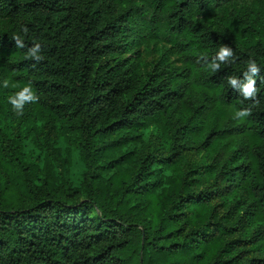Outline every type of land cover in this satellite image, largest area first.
Instances as JSON below:
<instances>
[{
	"label": "trees",
	"instance_id": "obj_1",
	"mask_svg": "<svg viewBox=\"0 0 264 264\" xmlns=\"http://www.w3.org/2000/svg\"><path fill=\"white\" fill-rule=\"evenodd\" d=\"M224 1L0 0V77L18 84L0 89L31 83L40 100L26 129L46 118L75 141L73 151L64 147V171L43 172L25 162V130L0 126V264H238L240 245L226 239L234 226L208 208L214 194L232 200L235 225L257 224L264 252V83L257 78L260 104L236 125L214 122L206 105L217 96L235 111L249 103L226 78L242 79L250 56L264 76V25L211 20ZM21 24L28 46L34 37L43 47L39 64L10 39ZM163 37L192 57L185 68L161 59L142 72L122 57ZM221 44L233 48L235 63L218 73L197 63ZM192 84L202 89L193 100ZM150 125L172 153L138 154ZM199 142L236 149L211 188L198 191L176 170L178 147ZM32 149L43 156L41 145Z\"/></svg>",
	"mask_w": 264,
	"mask_h": 264
},
{
	"label": "rangeland",
	"instance_id": "obj_2",
	"mask_svg": "<svg viewBox=\"0 0 264 264\" xmlns=\"http://www.w3.org/2000/svg\"><path fill=\"white\" fill-rule=\"evenodd\" d=\"M229 15L242 21H248L253 26H263L264 0H225L213 10L209 17L211 20H223L224 17ZM122 57H129L131 60L138 62L142 72H149L161 59H165L173 67L183 69L192 58L189 54L176 53L168 39L164 37L150 43L133 44L123 53ZM1 82L0 77V84ZM16 91H19V89ZM0 93L5 95L3 99L5 105L0 106V126L7 127L13 135L19 134L22 129L25 130L22 141L25 162L35 163L36 168L41 167L43 172L45 169L53 172L64 171L67 167L64 147L73 151L75 141L62 132L59 127L46 123V118L36 122L30 129H26L29 126L30 114L35 112L31 105H26L23 116L17 117L11 105L7 102L10 93H4V89L3 91L0 89ZM201 93L202 89L192 84L186 96L188 99L193 100L199 98ZM206 105H208L209 117L221 126L226 124L236 125L240 122V120L233 119L235 110L226 105L219 96L213 98ZM142 132L143 139L137 145L140 156L147 155L149 152L159 156L172 153V146L169 144L167 136L158 127L146 126ZM170 136H172V133H170ZM34 143L43 147V156H38V152L32 149ZM178 148L176 171L178 174L187 175L193 180L194 188L199 191L206 187L211 188L210 185L214 180L215 172L222 166L227 156L233 153L236 146L231 145L230 149H227L222 145H218L210 150L199 142L195 145L184 144ZM5 153L4 157L6 159L14 161L7 151ZM232 204L230 198L214 194L213 198L209 200L208 208L216 210L219 216L226 217L225 220L228 225L234 226L230 233L226 235V239H235L237 244L240 245L238 251L233 253V255L239 253V257H236L238 264H264V252L259 250L261 246L257 239V224L242 221L239 225H235L239 219V212L236 211L234 214L229 211ZM228 215L230 218L227 219Z\"/></svg>",
	"mask_w": 264,
	"mask_h": 264
},
{
	"label": "clouds",
	"instance_id": "obj_3",
	"mask_svg": "<svg viewBox=\"0 0 264 264\" xmlns=\"http://www.w3.org/2000/svg\"><path fill=\"white\" fill-rule=\"evenodd\" d=\"M29 33L30 29L26 25L21 24L18 30L10 36V39L15 42L17 49H26L24 53L25 60L39 64L45 59L43 47L34 37H32L31 47H29L26 43V38L29 37ZM235 62L233 48L224 44H221L218 51L211 57L206 54H200L197 57V63L212 73L220 72L222 65L230 66ZM261 72L262 70L256 60L250 56L246 61V70L243 72L242 79L235 75H229L226 78L228 86L237 91L242 97L241 103L244 101L249 102L245 107L237 109L234 112L233 119L246 120L253 115V110L259 106L260 100L257 78L259 77L260 82L264 83V76L261 75ZM2 86L6 89L10 87L15 89L18 87V84L10 79H5L2 81ZM39 100L40 96L34 90L31 83L25 84L19 91H15L7 97V102L11 105L17 117L23 116L26 105L38 103Z\"/></svg>",
	"mask_w": 264,
	"mask_h": 264
}]
</instances>
